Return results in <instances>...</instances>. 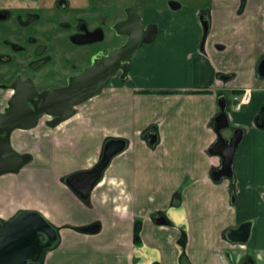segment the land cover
Instances as JSON below:
<instances>
[{"label":"crops","instance_id":"1","mask_svg":"<svg viewBox=\"0 0 264 264\" xmlns=\"http://www.w3.org/2000/svg\"><path fill=\"white\" fill-rule=\"evenodd\" d=\"M202 19L209 26L204 48ZM156 22L159 34L136 53L128 73L76 116L12 137V147L31 160L0 176V218L37 210L60 230V244L43 264H180L182 256L191 264H242L247 256L264 264V192L249 185L264 179V127L257 122L264 109L257 75L264 0H203L179 14L159 13ZM245 91L250 102L227 110L231 126L244 131L235 179L217 183L212 174L221 158L209 150L219 99ZM149 133L158 137L155 146ZM110 139L128 147L86 204L64 180L93 168ZM157 215L168 224L159 226ZM247 221L254 222L248 244L225 239ZM94 225L97 233L82 232Z\"/></svg>","mask_w":264,"mask_h":264},{"label":"water","instance_id":"2","mask_svg":"<svg viewBox=\"0 0 264 264\" xmlns=\"http://www.w3.org/2000/svg\"><path fill=\"white\" fill-rule=\"evenodd\" d=\"M135 22V21H134ZM131 21L119 25L117 30L128 26ZM140 27V25H139ZM208 27H204L205 41ZM129 40L125 47L115 50L110 55L87 69L81 76L70 80L68 87L51 92L38 94L33 85H16V95L9 103L6 113L0 115V132L6 131L8 137L0 139V176L16 173L31 160L30 155L18 153L10 144L9 136L13 131H31L39 126L44 116L55 117L53 127H57L76 114V107L92 99L104 90L120 70H129L128 61L138 51L142 43L151 44L157 35V29L150 31L145 39L128 34ZM124 62L123 67H119ZM257 75L264 80V57L257 67ZM228 80V77H223ZM39 97L32 108L29 105L33 97ZM229 101L227 97L219 99L220 113L214 121V131L217 140L209 150L211 156L221 158V167L213 172L212 178L219 183L222 180L234 181V164L237 151L244 139V131L231 126L227 113ZM258 126L264 127V109L259 116ZM229 133V137H226ZM147 140L151 146L158 142L156 134L149 133ZM128 147L124 139H110L106 141L99 162L91 169L80 171L65 178L64 183L83 202L90 200L94 188L100 183L105 171L114 158L122 154ZM236 202L232 194V203ZM155 220L159 226H165V217L157 215ZM254 222L247 221L238 227L225 232V239L231 244H248L251 240ZM99 226L94 225L82 229L83 233H97ZM61 241L60 230L37 210H20L8 220L0 218V264H43L50 252L55 250ZM159 264V263H156ZM180 264H191L187 257L182 256ZM242 264H257L252 256H247Z\"/></svg>","mask_w":264,"mask_h":264},{"label":"flooded vegetation","instance_id":"3","mask_svg":"<svg viewBox=\"0 0 264 264\" xmlns=\"http://www.w3.org/2000/svg\"><path fill=\"white\" fill-rule=\"evenodd\" d=\"M8 3V0H0V92L9 94L0 115L6 113L10 101L16 95L17 84H31L38 94L66 88L71 79L81 76L87 69L106 59L111 52L125 47L129 40L128 34L143 40L156 28L158 35V14H179L188 9L192 0H30L22 8L27 13L24 24L20 20L24 34L18 33L15 28L19 24L13 14L14 10H18L17 7ZM129 21H135L131 28L126 26L121 32L117 30L119 25ZM48 24H53L54 30H47ZM202 26L204 39V27L207 26L209 31L204 19ZM48 43L53 46H48ZM147 45L142 43L138 51ZM204 45L205 41H202V48ZM133 57L127 62L129 70ZM124 65V62H120L119 67ZM128 71L120 70L116 76H124ZM39 100V97L34 96L29 105L34 108ZM233 105L232 99L228 109L230 106L233 108ZM45 118H48L45 121L47 128L60 126H52L56 118L51 116H44L39 126ZM15 132L9 136L11 146ZM7 137L6 131L0 132V139L5 140Z\"/></svg>","mask_w":264,"mask_h":264},{"label":"rangeland","instance_id":"4","mask_svg":"<svg viewBox=\"0 0 264 264\" xmlns=\"http://www.w3.org/2000/svg\"><path fill=\"white\" fill-rule=\"evenodd\" d=\"M9 1V3H8V5H13V7L15 8V7H17L16 9H18V10H14V12H13V14L17 17V19H18V21H19V24H18V26H16L15 25V28H16V30H17V32L18 33H20V34H24V32H25V30H23L22 31V27H23V24H24V20L26 19V14L27 13H25L24 11L25 10H23L22 8L25 6V2H28V1H30V0H8ZM200 1H203V0H192V3H195V4H198ZM21 9H20V8ZM33 14H36V13H33ZM20 20H22V22H23V24H22V27H21V21ZM52 25L53 24H48L47 25V30H51L52 28H53V30H54V27H52ZM55 27H56V25H54ZM59 27V26H58ZM46 44V43H45ZM50 43H48V46H53L52 45V43L49 45ZM58 65V68H60L61 69V66L59 65V64H57ZM64 67V66H63ZM67 68V67H66ZM64 70H66V69H64ZM8 96H9V94H7V93H2V92H0V110H2L3 109V107L6 105V101H7V99H8ZM48 120V118H45L42 122H41V124H40V126H39V129H46L47 128V125H46V122L45 121H47ZM17 132V131H16ZM21 135H28V136H31L32 134L33 135H35L34 134V132L33 131H31V132H29V131H21V132H19ZM19 133H17V134H19ZM32 135V136H33ZM21 154H23V153H21ZM31 157V156H30ZM24 167V166H23ZM22 167V168H23ZM21 168V169H22ZM21 169H19L17 172H19ZM16 172V173H17ZM11 174H13V173H11ZM250 186H251V188L253 189L252 191H253V193L254 192H256V193H259V192H264V179H262V181L259 179V180H256V183H254V184H249ZM258 210H261V208L260 207H258Z\"/></svg>","mask_w":264,"mask_h":264},{"label":"built area","instance_id":"5","mask_svg":"<svg viewBox=\"0 0 264 264\" xmlns=\"http://www.w3.org/2000/svg\"><path fill=\"white\" fill-rule=\"evenodd\" d=\"M251 100V94L249 91H245L242 95H235L233 97V109L238 111L242 106L248 104Z\"/></svg>","mask_w":264,"mask_h":264},{"label":"trees","instance_id":"6","mask_svg":"<svg viewBox=\"0 0 264 264\" xmlns=\"http://www.w3.org/2000/svg\"><path fill=\"white\" fill-rule=\"evenodd\" d=\"M238 94V93H237ZM86 204H88V202H86ZM137 236H138V233H137Z\"/></svg>","mask_w":264,"mask_h":264}]
</instances>
